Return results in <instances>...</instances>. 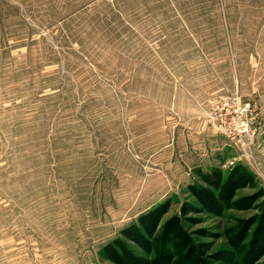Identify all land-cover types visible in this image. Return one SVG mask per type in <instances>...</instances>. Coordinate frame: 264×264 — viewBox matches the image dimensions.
Returning a JSON list of instances; mask_svg holds the SVG:
<instances>
[{"label":"rangeland","instance_id":"374dc122","mask_svg":"<svg viewBox=\"0 0 264 264\" xmlns=\"http://www.w3.org/2000/svg\"><path fill=\"white\" fill-rule=\"evenodd\" d=\"M233 95L242 143L213 119ZM235 163L264 189V0H0V264H114L122 227ZM255 212L187 227L216 249Z\"/></svg>","mask_w":264,"mask_h":264},{"label":"trees","instance_id":"16d2710c","mask_svg":"<svg viewBox=\"0 0 264 264\" xmlns=\"http://www.w3.org/2000/svg\"><path fill=\"white\" fill-rule=\"evenodd\" d=\"M195 174L200 182L188 184L192 200L183 201L178 213L164 219L170 200L154 204L104 243L101 256L114 264H260L264 255V189H256L254 174L241 163L226 171L218 167L196 169ZM247 187L256 190L237 195L238 190ZM252 209L254 214L247 218L235 216L219 235L213 234L224 236V246L216 249L211 242L195 239L187 227L199 219L194 215L222 217L229 210ZM197 233L206 235V230Z\"/></svg>","mask_w":264,"mask_h":264},{"label":"built area","instance_id":"2783aa9c","mask_svg":"<svg viewBox=\"0 0 264 264\" xmlns=\"http://www.w3.org/2000/svg\"><path fill=\"white\" fill-rule=\"evenodd\" d=\"M214 121L218 131H222L229 139L242 143L251 133L249 102H243L236 95L216 100L212 105ZM250 136V135H249Z\"/></svg>","mask_w":264,"mask_h":264}]
</instances>
